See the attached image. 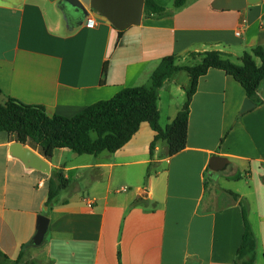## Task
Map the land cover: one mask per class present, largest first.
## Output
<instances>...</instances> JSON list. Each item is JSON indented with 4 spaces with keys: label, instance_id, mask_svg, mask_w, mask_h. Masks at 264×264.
I'll return each mask as SVG.
<instances>
[{
    "label": "crops",
    "instance_id": "crops-1",
    "mask_svg": "<svg viewBox=\"0 0 264 264\" xmlns=\"http://www.w3.org/2000/svg\"><path fill=\"white\" fill-rule=\"evenodd\" d=\"M155 1L171 15L143 17L120 31L89 8L97 26L88 28V16L66 0H0V104L14 98L49 115L73 117L124 88L149 86L167 56L191 67L182 63L198 65L197 54L221 51L238 63L264 46V0H185L181 8L175 0ZM181 73L160 91L163 128L187 99L190 79L189 85L178 79ZM173 89L185 101L167 111L163 124L161 95ZM246 99L233 77L210 69L199 79L180 153L168 157L166 142H160L152 158L155 133L143 123L122 149L92 162L72 164L76 157L68 149L57 150L51 161L40 155L50 174L26 166L11 151L16 142L0 133V251L16 260L25 246V260L38 264H235L246 202L258 242L256 264H264V80L260 103L251 100L255 107L242 113ZM213 156L229 160L218 173L209 169ZM62 167L70 183L44 213L48 197L38 200L45 187L38 174L50 179ZM222 179L245 180L248 190L222 188ZM40 215L49 226L36 245Z\"/></svg>",
    "mask_w": 264,
    "mask_h": 264
},
{
    "label": "trees",
    "instance_id": "trees-1",
    "mask_svg": "<svg viewBox=\"0 0 264 264\" xmlns=\"http://www.w3.org/2000/svg\"><path fill=\"white\" fill-rule=\"evenodd\" d=\"M185 3V0H175V7L181 8ZM169 15L171 11L159 6L155 0H146L145 18H164ZM197 55L201 56V62L191 67H180L176 64L174 55L167 56L152 74L149 86L124 88L113 98L97 102L73 117L49 115L42 106L27 105L8 98L5 103L0 104V133H8L12 141L28 146L51 161L55 152L60 149H68L79 156L115 153L130 142L143 123H149L155 133L154 141L150 145L151 157H154L160 142H166L167 156L172 157L187 146L192 99L199 79L210 69L224 71L233 77L243 87L247 98L257 105L260 103L258 88L264 80V46L244 53L239 63L233 62L230 55L221 51ZM256 58L261 60L260 65ZM179 72H186L190 78L187 99L176 118L163 128L158 105L160 91ZM233 179L239 180L240 176ZM69 183L63 167L52 172L48 182L47 207ZM242 216L244 235L235 264H256L258 242L243 204ZM25 255V246L16 260H11L0 251V264H38L35 260H25Z\"/></svg>",
    "mask_w": 264,
    "mask_h": 264
},
{
    "label": "water",
    "instance_id": "water-1",
    "mask_svg": "<svg viewBox=\"0 0 264 264\" xmlns=\"http://www.w3.org/2000/svg\"><path fill=\"white\" fill-rule=\"evenodd\" d=\"M69 7L77 13L88 16V8L97 11L104 16L116 29L123 31L132 25H140L145 10L146 0H66ZM242 7H231V9H241ZM230 9V7H226ZM255 107V104L246 99L242 107V113ZM14 156L18 157L23 163L35 170L50 174L51 168L38 153L30 148H26L21 143H14L11 147ZM229 160L220 156H213L210 159L209 169L212 173H218L223 169ZM147 195L145 190L139 192V196L144 198ZM47 210V209H46ZM49 219L45 215L38 218L37 232L34 236V243L41 245L48 231Z\"/></svg>",
    "mask_w": 264,
    "mask_h": 264
},
{
    "label": "rangeland",
    "instance_id": "rangeland-1",
    "mask_svg": "<svg viewBox=\"0 0 264 264\" xmlns=\"http://www.w3.org/2000/svg\"><path fill=\"white\" fill-rule=\"evenodd\" d=\"M167 3V2H166ZM239 63V62H238ZM182 64H185V65H190V66H194L197 64L196 61H188L187 63H182ZM178 79L182 80V81H188V74L186 72H183L181 74H179L178 76ZM190 79V78H189ZM188 85H189V81H188ZM184 101H185V95L184 96H181L180 93L177 92L176 89H173L172 92H170L169 90L167 91H164L161 95V102H160V106H161V112H162V122L163 124H166L167 123V118H168V115H167V111L168 113L170 112V109L171 110H174L172 109L175 108L174 105H178V106H182L184 104ZM159 105V104H158ZM172 113V112H170ZM72 154V157H76L75 158V161L72 162V164L74 165H77V164H81V163H88V162H92L96 156H79L77 154H74L73 152H71ZM72 157H69V156H65V161H71L73 158ZM59 158L58 156L55 157V160L57 161ZM39 175V178L40 179H44L45 180V187L43 188L42 191H40V193H38V200L40 199H47L48 197V190H49V185H48V182H49V178L48 176H45V175ZM48 179V180H47ZM209 185H212V181L209 180ZM37 184H38V181H37ZM219 185L222 187V188H225L227 190H237L238 188L241 189L242 191L245 189V190H248L247 187H246V184H245V180H242L240 182H234V181H225V180H221ZM246 187V188H245ZM9 200H11V197L8 198ZM243 205L245 206V208L247 209V211L249 212V209L246 205V202L243 203ZM48 207L47 206H44V209H43V212L46 213V209ZM37 218L38 217H34V221H37ZM50 240V234L47 235V239L46 241H49ZM41 249V248H40ZM18 257V256H17ZM17 257L15 259H17ZM2 264H10V263H2ZM41 264H44V261H42Z\"/></svg>",
    "mask_w": 264,
    "mask_h": 264
},
{
    "label": "built area",
    "instance_id": "built-area-1",
    "mask_svg": "<svg viewBox=\"0 0 264 264\" xmlns=\"http://www.w3.org/2000/svg\"><path fill=\"white\" fill-rule=\"evenodd\" d=\"M86 26L88 27V28H91V29H93V28H95L96 26H97V20H96V16L95 15H90V16H88L87 17V22H86ZM237 35L239 36L240 35V32L238 31L237 32ZM43 181H41L40 183H39V186H43ZM92 206V203H89V207H91Z\"/></svg>",
    "mask_w": 264,
    "mask_h": 264
}]
</instances>
